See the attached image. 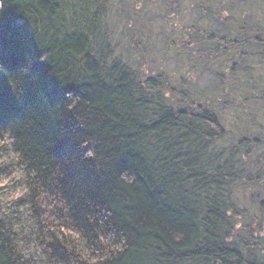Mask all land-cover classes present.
Here are the masks:
<instances>
[{
    "label": "trees",
    "instance_id": "1",
    "mask_svg": "<svg viewBox=\"0 0 264 264\" xmlns=\"http://www.w3.org/2000/svg\"><path fill=\"white\" fill-rule=\"evenodd\" d=\"M5 134L0 264H264V0H0Z\"/></svg>",
    "mask_w": 264,
    "mask_h": 264
},
{
    "label": "clouds",
    "instance_id": "2",
    "mask_svg": "<svg viewBox=\"0 0 264 264\" xmlns=\"http://www.w3.org/2000/svg\"><path fill=\"white\" fill-rule=\"evenodd\" d=\"M9 143L7 139V134H5V138L0 139V148L4 147ZM10 179V178H9ZM19 179V177H17ZM8 180L0 178V187L4 184H7ZM20 254L25 259H30L32 264H47V260L43 254V249L38 247L35 243L25 245L23 242L19 245Z\"/></svg>",
    "mask_w": 264,
    "mask_h": 264
},
{
    "label": "rangeland",
    "instance_id": "3",
    "mask_svg": "<svg viewBox=\"0 0 264 264\" xmlns=\"http://www.w3.org/2000/svg\"><path fill=\"white\" fill-rule=\"evenodd\" d=\"M141 32L143 33V30H141ZM146 32H147V31H146ZM145 34H146V33H145ZM157 35H158V29H157V26H154V27H153L152 36L154 37V36H157ZM144 37H146V35H144ZM157 40H159V36H158ZM140 41H141V39H140ZM157 48H158L157 45H155V47H152V50H154V52H157ZM157 54H158V56L155 57V58H152V56H154V55H152V56H146V57L144 58V60H142L141 65H142V68H143L144 71H146V69H147L148 67H151V66H153L154 68L159 67V62H160L159 51H158ZM155 60H157V61L154 62ZM151 62H153V63H151ZM168 65H169V66H172V61H169ZM200 81H201L202 84H203V81H202V80H200Z\"/></svg>",
    "mask_w": 264,
    "mask_h": 264
}]
</instances>
